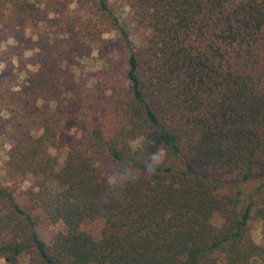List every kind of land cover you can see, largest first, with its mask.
I'll use <instances>...</instances> for the list:
<instances>
[{
    "label": "trees",
    "instance_id": "16d2710c",
    "mask_svg": "<svg viewBox=\"0 0 264 264\" xmlns=\"http://www.w3.org/2000/svg\"><path fill=\"white\" fill-rule=\"evenodd\" d=\"M44 1L46 17L53 1ZM121 1L129 15L119 21L108 0H77L111 18L123 42L124 64L112 69L108 58L93 90L56 65V51L46 53V69L0 90V106L14 111L4 179L31 174V200L62 224L46 243L0 181V258L17 264L29 252L30 264L264 259V244L248 225L254 212L264 236V0ZM35 3L0 0V41L14 30L5 24L37 12ZM126 22L140 31L137 43ZM59 31L68 34L66 54L85 45L82 32L106 43L87 17L70 16ZM1 80L0 74L3 87ZM69 123L78 135L60 163L49 147Z\"/></svg>",
    "mask_w": 264,
    "mask_h": 264
},
{
    "label": "rangeland",
    "instance_id": "374dc122",
    "mask_svg": "<svg viewBox=\"0 0 264 264\" xmlns=\"http://www.w3.org/2000/svg\"><path fill=\"white\" fill-rule=\"evenodd\" d=\"M51 11L45 17V1L30 2L35 3L39 8L37 12L24 16L23 19L14 22H8L5 27H13L14 30L3 34V40L0 41V74L2 76L0 90L6 91L7 88L16 89L19 85L29 78L32 73H40L41 70L46 69L49 63L47 52L56 51L60 53L62 58L58 57V64L64 66L68 71L74 75V80L77 83L83 81L88 90H93L96 87L101 75V71L105 66L106 60L109 58L112 69L119 70L124 64V56L122 51L123 42L117 37V30L111 23V18L101 17L94 8H89L88 4L80 7L77 0H52ZM42 3V4H40ZM109 6L113 11V16L119 18V21L127 18L129 15L128 5L121 0H108ZM76 15L91 19L95 24L96 29L100 30L101 39L106 43H101L97 35L93 36L91 40L89 35H84L81 40L85 41L82 47L75 53L66 54L63 52L64 46L68 41V34L59 31L60 27L66 26L67 18ZM2 22L0 24H4ZM12 23V24H11ZM20 24V25H19ZM83 25V22H82ZM78 26L77 30L80 31ZM126 27L130 33L131 39L137 43L141 36L140 31L133 28L131 22H126ZM19 27H24L23 33L17 32ZM78 35V34H77ZM19 41L17 42V38ZM89 39V40H88ZM78 47V46H77ZM44 52L43 56L32 57L34 53ZM80 51V52H78ZM107 57V58H106ZM33 58V59H32ZM45 62V63H44ZM44 63V64H43ZM53 68L56 69L57 66ZM11 72L12 79L10 80L6 74ZM10 80V81H8ZM51 109V108H50ZM52 110V109H51ZM10 113L7 108L0 106V181L7 185L8 189L13 193L16 201L24 208L36 221V229L39 236L46 242L50 243L53 233L61 228L60 221L51 222L41 208L31 200L29 196V188L34 185V178L31 174L24 177H18L16 180H6V166L5 162L10 148V137L7 134L8 126L10 125ZM78 127L72 123L64 125L58 134V142L49 147V151L54 155L58 161L63 162L68 146L73 142L75 135H78ZM160 159V156L158 157ZM258 181H252L247 184L251 188ZM217 222L219 220H216ZM250 233L253 240L257 243L264 244V236L261 234V220L257 218L253 212L248 222ZM98 227H94L92 231L96 234ZM0 264H9L4 259L0 258ZM17 264H30V253L23 252L19 256ZM251 264H264V259L254 258Z\"/></svg>",
    "mask_w": 264,
    "mask_h": 264
}]
</instances>
